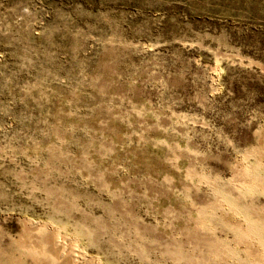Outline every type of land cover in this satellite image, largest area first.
Here are the masks:
<instances>
[{
    "label": "rangeland",
    "instance_id": "rangeland-1",
    "mask_svg": "<svg viewBox=\"0 0 264 264\" xmlns=\"http://www.w3.org/2000/svg\"><path fill=\"white\" fill-rule=\"evenodd\" d=\"M263 144L264 0H0V264H264Z\"/></svg>",
    "mask_w": 264,
    "mask_h": 264
},
{
    "label": "bare ground",
    "instance_id": "bare-ground-1",
    "mask_svg": "<svg viewBox=\"0 0 264 264\" xmlns=\"http://www.w3.org/2000/svg\"><path fill=\"white\" fill-rule=\"evenodd\" d=\"M263 147H264V144H263ZM258 148V147H257ZM254 153V152H253ZM256 153V152H255ZM263 156V154H262ZM262 156H258L257 158H255V160L253 162H249L247 160L243 161V163L241 164L240 168H238V173H239V176H240V179H239V182L246 185L247 184H252V185H255L257 183V180H259L261 178V176L264 177V157ZM247 157V156H246ZM255 157V156H254ZM245 158V157H244ZM248 159V158H247ZM259 177V179H258ZM256 180V181H255ZM255 181V182H254ZM260 182V180H259ZM264 182V181H263ZM257 186V185H256ZM246 205V204H244ZM263 205V204H261ZM259 206L261 207L260 210H262L260 212L258 211H252L251 214H250V218L253 220V221H256L258 223L261 224V226L263 225L264 226V206ZM240 207V206H239ZM247 207V205H246ZM248 208V207H247ZM255 208V207H254ZM242 209V207H241ZM259 209V208H258ZM252 210V209H251ZM254 210V209H253ZM250 212V211H249ZM29 222V221H27ZM26 223V222H25ZM30 223V222H29ZM248 223V222H247ZM32 224V223H30ZM27 225V223H26ZM25 226V225H24ZM29 226V225H28ZM37 226V225H35ZM243 226V225H242ZM251 226V225H250ZM32 228V227H31ZM254 228V227H253ZM39 229V228H38ZM45 229V228H44ZM25 230H26V227H25ZM29 231V230H27ZM254 231V230H253ZM24 232V231H23ZM35 232L37 233L38 230H35ZM28 233V232H26ZM40 233V232H39ZM38 233V234H39ZM257 233V232H256ZM51 234V233H50ZM48 235V236H45V242H47L51 249H54L56 251H60V250H64L66 252V254L69 253V245H67L66 241H64L63 239L61 238H58L55 234H51V235ZM254 234V233H253ZM263 234V233H262ZM22 235V234H20ZM34 235V234H33ZM30 236V234H29ZM264 236V235H263ZM32 237V236H31ZM257 237V236H256ZM22 238V236H21ZM41 238V237H40ZM258 238V237H257ZM264 238V237H263ZM262 238V239H263ZM34 241V239H32ZM260 240V239H258ZM29 242V241H28ZM37 242V241H36ZM260 242H264V240H260ZM41 243V242H40ZM31 244V243H30ZM38 244V243H37ZM42 244V243H41ZM44 246V245H43ZM42 246V247H43ZM263 246H264V243H263ZM33 247V246H32ZM31 247V248H32ZM46 247V246H45ZM35 248V246H34ZM32 248V251L33 249ZM35 250V249H34ZM55 261V260H54ZM57 261V260H56ZM60 264V263H59ZM63 264H75V262H73L71 259H67L64 261Z\"/></svg>",
    "mask_w": 264,
    "mask_h": 264
}]
</instances>
